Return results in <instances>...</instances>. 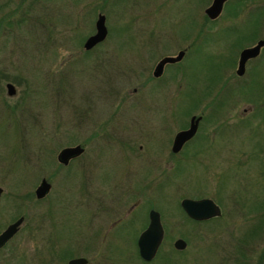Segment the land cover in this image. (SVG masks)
I'll list each match as a JSON object with an SVG mask.
<instances>
[{
	"label": "rangeland",
	"instance_id": "1",
	"mask_svg": "<svg viewBox=\"0 0 264 264\" xmlns=\"http://www.w3.org/2000/svg\"><path fill=\"white\" fill-rule=\"evenodd\" d=\"M211 1L0 0V233L23 217L0 264H264V46L235 73L240 51L264 40V0H225L209 20ZM98 14L106 36L85 53ZM183 50L146 85L159 59ZM192 116L199 143L172 156ZM75 145L83 155L58 165ZM184 198L220 214L193 222ZM149 207L163 238L140 262Z\"/></svg>",
	"mask_w": 264,
	"mask_h": 264
},
{
	"label": "water",
	"instance_id": "2",
	"mask_svg": "<svg viewBox=\"0 0 264 264\" xmlns=\"http://www.w3.org/2000/svg\"><path fill=\"white\" fill-rule=\"evenodd\" d=\"M225 0H212L210 5L204 10V15L209 20L216 19L222 9V5ZM106 36V28L104 26V16L98 14L96 21L94 23V34L89 36L83 43L82 48L84 50H89L96 44L102 42ZM264 46V40H258L254 46L245 48L240 51L238 55L236 75L241 76L244 73V66L246 61L254 59L258 56L260 49ZM183 56V52H178L174 57H164L162 58L156 68L154 75L157 76L161 66L167 63H175L180 61ZM6 94L12 96L14 94V89L10 84L5 85ZM200 117L192 116L189 119V124L186 130L180 131L175 134L172 142L171 151L177 153L180 150L182 144L190 139L198 126ZM79 146L63 148L59 151L56 156V160L65 165L69 159L75 157L81 153ZM49 184L44 180H40L39 185L34 190V197L36 200H41L46 195L49 190ZM2 190L0 188V194ZM179 206L183 213L191 220L194 221H204L211 218L219 216L218 207L207 198L193 200L184 198L179 202ZM148 223L145 229L138 235L136 240V248L138 256L143 261H150L162 240V227L159 222V215L156 211L150 210L147 214ZM23 222V217H19L13 223L9 224L1 233H0V248L10 240L19 230L20 225ZM172 247L175 250H183L185 248V242L181 239H176ZM86 261L84 258H73L67 261V264H85Z\"/></svg>",
	"mask_w": 264,
	"mask_h": 264
},
{
	"label": "flooded vegetation",
	"instance_id": "3",
	"mask_svg": "<svg viewBox=\"0 0 264 264\" xmlns=\"http://www.w3.org/2000/svg\"><path fill=\"white\" fill-rule=\"evenodd\" d=\"M99 44V43H98ZM98 44H96L95 46H93L92 48H90L89 50H84L83 49V51L85 52V53H89V52H92L94 49H96V47H97V45ZM184 54H185V50H183V56H184ZM183 56H182V58H183ZM165 57H173V56H165ZM164 58V57H163ZM181 58V59H182ZM162 59V58H161ZM161 59H159L156 63H155V65L152 67V69H151V72H150V76L149 77H147V81H146V85H148L149 86V82H151V81H156L157 79H159L162 75H163V71H164V68L167 66L168 68H174V70H176L175 68H176V66L175 65H178L179 64V62L180 61H178V62H175V63H167V64H164V65H162L161 66V69H160V71H159V73H158V75L157 76H155L154 75V72H155V68H156V66H157V64H158V62L161 60ZM248 61H250V60H248ZM248 61H246V63L248 62ZM245 63V64H246ZM177 68H180V67H178L177 66ZM244 68H245V66H244ZM148 73V72H147ZM133 75H136V76H138V75H140L138 72H134V73H132ZM174 74H177V71H175L174 72ZM152 83V82H151ZM135 91V90H134ZM158 113H159V111L158 112H156L155 111V115H157L158 116ZM159 115H160V113H159ZM156 116V117H157ZM159 117V116H158ZM159 118H161V116L159 117ZM97 121H96V124H97V127L99 128V129H101V127L103 126V124H102V119H101V117H96L95 118ZM108 120V119H107ZM200 122V121H199ZM199 124V123H198ZM197 128H198V126H197ZM183 130H186V129H183ZM183 130H180V131H183ZM180 131H178V132H180ZM197 131H198V129H196V131H195V133H194V135L190 138V139H188L187 141H185L183 144H182V146L180 147V150L177 152V153H173L172 151H171V147H172V142H173V139L171 140V143H170V148H169V151H170V153H171V155L172 156H178V155H180V153L183 151V149L184 148H186V147H189L190 149H195L196 148V146L198 145V139L195 137L196 136V134H197ZM177 132V133H178ZM175 136V135H174ZM100 138H102V137H100ZM174 138V137H173ZM127 142V141H126ZM126 142H122V143H120L121 144V146L124 148V150L125 151H127V153L129 152V150H128V148L131 150V146H129V143H126ZM166 140L164 141V142H162V140H160V144H162V147H161V149H160V153H161V157H158V158H162V154H163V152H164V149L166 148ZM158 144H159V142H158ZM204 144H205V142H204ZM125 145L126 146H128L127 147V149L125 148ZM75 146H79V145H75ZM69 147H74V146H69ZM80 147V149L82 150L81 151V153L79 154V155H77V156H75V157H72L71 159H69L68 160V162L65 164V165H63V164H61V163H59L57 160H56V162L58 163V165H61V166H67L68 165V163H70L72 160H74L75 158H78V157H80L81 155H83V153H84V150H85V148L81 145V146H79ZM64 148H67V147H64ZM63 149V148H62ZM139 149H141V146H139ZM59 153V152H58ZM57 153V154H58ZM92 153V152H91ZM87 155H90V153H88ZM128 155H129V153H128ZM57 156V155H56ZM158 158H156V159H158ZM135 206H133V208H134ZM180 207V206H179ZM148 208V207H147ZM150 208V207H149ZM181 209V208H180ZM150 210H152V208H150V209H148V211H147V214H148V212L150 211ZM132 211V209L130 210H128V212H131ZM155 211V210H154ZM182 211V210H181ZM157 212V211H156ZM183 212V211H182ZM158 213V212H157ZM158 215H159V213H158ZM145 217V216H144ZM188 218V217H187ZM189 219V218H188ZM191 220V219H190ZM209 220V219H208ZM193 222H204V221H207V220H204V221H194V220H192ZM159 222H160V217H159ZM146 223H148V218H147V216H146V218H145V223H143L142 224V227H141V232L145 229V227L147 226V224ZM145 224H146V226H145ZM144 225V226H143ZM160 225H161V223H160ZM162 227V226H161ZM140 232V233H141ZM139 233V234H140ZM138 234V235H139ZM138 237V236H137ZM162 238H163V228H162ZM136 240H137V238H136ZM135 245H136V243H135ZM4 246V245H3ZM3 247H1L0 248V250L2 249ZM174 249V248H173ZM175 250V249H174ZM175 251H179V250H175ZM182 251V250H181ZM135 255H136V257L138 258V260L140 261L141 259L139 258V256H138V253H137V248H136V251H135ZM78 258H84L85 259V261H86V263L85 264H87L88 263V260L85 258V257H78ZM153 259V258H152ZM151 259V260H152ZM140 262H146V261H143V260H141ZM147 262H149V261H147ZM66 264H67V262H66Z\"/></svg>",
	"mask_w": 264,
	"mask_h": 264
},
{
	"label": "trees",
	"instance_id": "4",
	"mask_svg": "<svg viewBox=\"0 0 264 264\" xmlns=\"http://www.w3.org/2000/svg\"><path fill=\"white\" fill-rule=\"evenodd\" d=\"M253 83V85H252V87H255V90H257V89H259L260 90V92H261V85H260V88H258V87H256V85H257V81H253L252 82ZM259 92V91H258ZM258 96V95H257ZM27 198H28V195L26 196ZM64 257L65 258H70L71 256L69 255V254H67V255H64Z\"/></svg>",
	"mask_w": 264,
	"mask_h": 264
}]
</instances>
